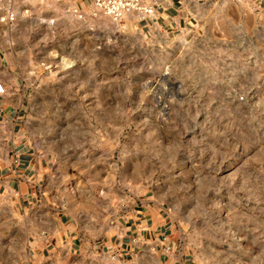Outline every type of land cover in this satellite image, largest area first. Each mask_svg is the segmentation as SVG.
I'll use <instances>...</instances> for the list:
<instances>
[{
    "label": "rangeland",
    "instance_id": "obj_1",
    "mask_svg": "<svg viewBox=\"0 0 264 264\" xmlns=\"http://www.w3.org/2000/svg\"><path fill=\"white\" fill-rule=\"evenodd\" d=\"M18 4L0 74L24 71L23 138L53 165L30 203L0 192V264H264V3L151 37L91 2Z\"/></svg>",
    "mask_w": 264,
    "mask_h": 264
},
{
    "label": "crops",
    "instance_id": "obj_2",
    "mask_svg": "<svg viewBox=\"0 0 264 264\" xmlns=\"http://www.w3.org/2000/svg\"><path fill=\"white\" fill-rule=\"evenodd\" d=\"M79 1V2H78ZM207 0H165L155 8V15L142 17L136 12L126 14L122 21L128 29L139 32L140 35L151 37L153 34L175 36L184 31L198 29L199 9ZM263 4L264 0H255ZM90 0H77L76 6L84 7ZM24 6L15 1L17 19L15 22H1L0 28H7L6 33H12L15 27H25L21 20L20 11ZM18 10V11H17ZM3 11L0 10V16ZM9 28V29H8ZM11 30V31H9ZM24 71L21 68L8 67L0 74V81L6 88V93L0 96V120H7L13 124V133L10 137L11 144L0 152V192L8 194L16 203H30L33 199L38 182L53 165L52 153H39L28 146L24 140L23 119L26 107L24 93ZM5 173V174H3ZM139 213V211H136ZM139 218L130 221L126 227L127 237L137 230L150 229L147 225H139ZM143 220L141 221V223ZM107 241V246L112 245ZM124 242H121L123 247Z\"/></svg>",
    "mask_w": 264,
    "mask_h": 264
},
{
    "label": "built area",
    "instance_id": "obj_3",
    "mask_svg": "<svg viewBox=\"0 0 264 264\" xmlns=\"http://www.w3.org/2000/svg\"><path fill=\"white\" fill-rule=\"evenodd\" d=\"M16 0H0V10L3 14L0 16L1 22H15L17 12L15 11ZM62 3L65 0H54ZM72 2L73 13L81 17L82 10L76 6L77 0H68ZM165 0H90L91 7L98 12L113 18L116 21H122L123 17L130 13L136 12L142 17H152L155 15V8L161 5ZM27 13L28 11H23ZM6 93V88L0 81V96Z\"/></svg>",
    "mask_w": 264,
    "mask_h": 264
},
{
    "label": "bare ground",
    "instance_id": "obj_4",
    "mask_svg": "<svg viewBox=\"0 0 264 264\" xmlns=\"http://www.w3.org/2000/svg\"><path fill=\"white\" fill-rule=\"evenodd\" d=\"M154 260L156 261V263H159L158 260L153 256Z\"/></svg>",
    "mask_w": 264,
    "mask_h": 264
}]
</instances>
